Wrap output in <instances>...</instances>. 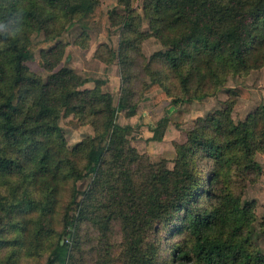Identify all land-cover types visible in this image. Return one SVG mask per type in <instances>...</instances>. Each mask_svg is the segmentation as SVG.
<instances>
[{
    "label": "trees",
    "instance_id": "obj_1",
    "mask_svg": "<svg viewBox=\"0 0 264 264\" xmlns=\"http://www.w3.org/2000/svg\"><path fill=\"white\" fill-rule=\"evenodd\" d=\"M135 1L119 0L124 15L112 12L122 24L117 53L123 71L132 74L142 43L154 37L166 49L154 59L192 102L207 96L202 92L208 83L264 66V0H144L150 32L141 31ZM25 3L24 43L0 47V252L5 254L0 264H75L79 244L71 249L66 237L83 224L96 230L103 245L93 264H113L110 238L117 223L126 264H167L161 260V241L152 239H164L162 231L182 238L168 264H264V220L239 191L247 179L255 183L263 174L256 156L264 153V104L240 123L232 119V104L211 114L189 132L185 144L176 145L173 169L149 166L138 179L134 166L142 157L127 139L134 127L117 119L127 109L132 116L139 98L132 103L133 91L123 81L115 107L101 81L86 88L89 79L61 67L66 45L58 39L73 22L94 19L100 0ZM35 33H43L44 41L34 44ZM49 44L54 46L42 51L39 61L49 73L45 81L26 63L34 60L36 47ZM143 72L154 79L145 93L163 87L150 63ZM233 93L250 97L244 88ZM166 97L163 92L155 102ZM63 113L92 125L95 135L69 151L59 125ZM174 118L160 119L157 129L164 131ZM200 161L211 164L208 176L201 177ZM92 176L79 202L78 184Z\"/></svg>",
    "mask_w": 264,
    "mask_h": 264
},
{
    "label": "rangeland",
    "instance_id": "obj_2",
    "mask_svg": "<svg viewBox=\"0 0 264 264\" xmlns=\"http://www.w3.org/2000/svg\"><path fill=\"white\" fill-rule=\"evenodd\" d=\"M143 4L144 0H136L134 10L142 18L141 31L150 32L149 21L145 18ZM123 10L119 0H100V9L94 19L85 22H73L72 26L62 34L58 41L66 45V54L61 67H71L83 78L89 79L86 88L92 89L95 87L96 81H101L102 91L113 95L115 106L118 107L124 81L126 87H130L133 91L132 103L139 98L138 108L132 116L127 114L129 112L127 109L119 112L117 119V123L121 126L131 125L134 127V131L127 139L130 147L142 157L140 162L134 166L136 177L139 179L140 173H145L149 166L165 164L169 169H173L177 158L176 145L185 144L189 132L200 121L217 111L225 110L228 104L233 105L231 116L235 123L245 121L256 112L264 104V66L244 73H230L221 83H208L202 92L207 94L205 98L186 102L189 95L183 92L179 81L159 60L154 59L156 54L166 51L162 43L154 37L148 38L142 43V56L138 57L137 65L132 69V74L127 70L123 71L117 53L122 24L120 18L112 15L113 11L118 12L119 15H124ZM31 39L34 44H37L44 41L45 35L35 33ZM53 46L54 44H49L45 48L36 47L34 60L26 63L32 72L38 74L45 81L49 73L40 67L39 61L42 51ZM110 50L115 52L117 57H112L113 54L110 53ZM96 54L110 62H101L96 58ZM147 63L151 64L153 72L158 71L160 73L163 84L161 89L149 94L145 93L144 89L146 85L152 84L154 79L152 75L147 76L143 72V67ZM129 73L132 77L127 81ZM194 82L198 84V79ZM236 88H244L250 93V97L244 98L233 93ZM163 92L167 93V97L157 104L155 98ZM174 100H179L180 104L178 106L173 105ZM177 110L183 111V116L177 115ZM173 115H175L174 122H170L164 131L157 129L156 125L160 119ZM175 123H180V128H177ZM59 125L66 138V146L69 151L78 143L95 135V129L92 125L81 124L73 116L64 113L60 117ZM256 160L263 169L262 176L255 183L247 179L244 182V187L239 191L243 192L244 202H254V213L259 220H264V153H259ZM198 164L201 167V177L208 176L211 171V164L207 161H200ZM93 180L94 176L78 184L81 192L79 202L83 201ZM73 215L78 217L79 210L78 212L75 211ZM166 234L167 231H162L160 236H163L164 239H160V237L152 239L153 242L161 241V260L168 264L171 262L170 256L174 243L181 241L182 238L176 234L168 236ZM66 240H68L71 249L79 244L75 264H93L98 250L103 247L99 244V235L96 230L86 224L78 229L75 226ZM110 241L114 247L115 260L113 264H126L121 257L123 238L120 224L115 225ZM260 244L264 248V237H260ZM4 256V252H0V261Z\"/></svg>",
    "mask_w": 264,
    "mask_h": 264
},
{
    "label": "clouds",
    "instance_id": "obj_3",
    "mask_svg": "<svg viewBox=\"0 0 264 264\" xmlns=\"http://www.w3.org/2000/svg\"><path fill=\"white\" fill-rule=\"evenodd\" d=\"M25 0H0V47L24 43L27 32ZM63 244V241H60Z\"/></svg>",
    "mask_w": 264,
    "mask_h": 264
},
{
    "label": "crops",
    "instance_id": "obj_4",
    "mask_svg": "<svg viewBox=\"0 0 264 264\" xmlns=\"http://www.w3.org/2000/svg\"><path fill=\"white\" fill-rule=\"evenodd\" d=\"M104 92V91H103ZM113 96V95H112ZM113 98H114V96H113ZM114 105H115V99H114ZM116 107V106H115Z\"/></svg>",
    "mask_w": 264,
    "mask_h": 264
}]
</instances>
